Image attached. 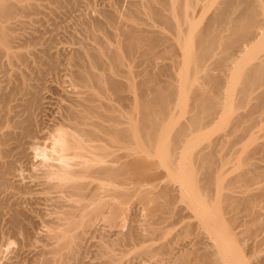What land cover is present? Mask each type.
<instances>
[{
    "label": "bare ground",
    "instance_id": "6f19581e",
    "mask_svg": "<svg viewBox=\"0 0 264 264\" xmlns=\"http://www.w3.org/2000/svg\"><path fill=\"white\" fill-rule=\"evenodd\" d=\"M28 1L29 0H0V189L9 187L8 185L11 183L9 182L11 177L16 176L15 179L19 177V173L17 174L16 172L18 170L17 168H20V163H23L25 159L30 160L29 155L33 153V158L31 157V159H33V168L31 167L33 169L32 177L34 178L32 179L34 182L32 186V199L30 198L32 190H29L30 193H28L29 191L27 192L29 195L28 198L33 200V209L31 208V211H33V213H35V211L37 213L38 211L36 206L34 207V204L38 205V209H42L41 206V208L39 207L42 203L46 204V209L49 206L51 207L47 209V213L45 210L44 213L46 215H43V218L39 217L44 219L46 225L50 226V230L52 227H55L53 228L54 231L49 234V238L47 239L54 240L58 244L57 247H53L54 249L52 250L51 256H44L40 261L38 260L37 263L62 264L63 259H65L63 256L64 252L66 253L67 251L68 254L80 249L84 233L96 227L98 222H103L104 226H109L110 228L124 226L123 223L126 224V221H128L127 219L130 217H128V214L132 206L131 203H133L130 202L133 196L137 197L138 195L141 197L140 200L145 202V205L149 202L151 203L153 200H157L158 203V199L167 197L170 200L165 198L167 201L160 202L155 210L151 209L150 213L154 216L157 215L158 211H160V213L168 212L167 210L173 209L170 207L172 201L175 203V201L177 202L176 199H179V196H175L176 199H174V196H171L174 189L176 190L178 187L180 192H177L180 193L181 200L184 199L188 207H192L191 209L194 211L193 214L196 212L194 215L195 218H200V224L197 226L203 227V230H205L207 234L209 233L208 236L210 235L212 238L211 240L214 239V243H210L205 249L202 248L204 246L201 247L202 249L198 246L197 249H194L195 251L193 250L189 254L186 252L187 255L183 254V256L182 254H180L181 256H177L178 253L176 254L174 250V252H171L165 247H163V249L158 247V250L165 255L166 261L169 260V264H171L170 261L172 260L174 262L177 260L175 262L176 264H247V260H244L246 258H242L244 255V253H241L243 249L241 248L240 252V247L238 249L236 243L234 244L233 240H231L233 239L231 237L233 235L230 234V227L228 229L225 228L227 230L221 228V225L223 224L224 226L226 222V219L223 217L225 212L222 215V212L219 213L218 211H221L220 205L223 203L225 204L223 205L224 211L226 210L227 212V209H229L228 211H232L235 202L238 204L240 200L235 197L236 194L233 195V193L237 191L234 185L238 187L240 183H243V186H245L246 182L244 183V181L249 183L250 179L255 180L256 177H259V179L261 177L264 180V170H259L260 163L254 164L247 159L249 158L250 152H248L247 149L245 153L248 152V157L246 156L247 154L245 155V153H243L242 158H245V156L247 158H245V160L241 159L245 161V164L244 161H242L243 163L240 161L245 167L242 166L241 173L239 172V175H236V180L238 182L240 181L239 185L237 186V182L234 179L235 182L231 180L232 177L229 179V182H225L223 173L227 170L221 173L222 169H220V167L223 168V164L225 165L226 160L224 161V159H226L225 157L227 155L223 158L220 152L221 149H219L218 146V148L216 147V145H218L215 143L217 139L211 140L209 137L206 139L205 136V138L203 137L202 139L201 136L203 134H199L201 135V141L200 138L198 139L199 136L197 132L203 130L205 126L209 127L207 125H211V123H214L217 119L218 116L216 117V115L224 111L226 100L229 95L227 94L228 91H230V94L231 91H237L238 96H235L238 102L236 103L237 106L239 104V106L245 105L249 107V112L247 114H239L237 117L234 116V118L236 117V121L235 119H232V121L234 120L236 124L235 122L233 123L234 126L231 128L232 130L229 128L231 132H228V135H230V133L232 135V133L238 132V129H242L243 132L240 131L241 134L239 135L245 136L253 126V128H255L258 124V118H256L255 113L261 108H264V90H260V87L264 84V55L258 57V60L253 61L252 58L255 55L250 52L253 49H250L255 45H259V47L256 48L260 50L264 49L263 0H222V3H219V6H217L214 11V14L212 13L213 15H210L211 17L209 16L208 23L204 24V26L201 25L200 28L198 25L199 22L194 20V18L198 20L197 13L195 14L194 12L195 17L192 14V9L194 10L195 6H198V3L201 2L200 0H129L131 4H134L130 7L133 8V10L131 9L133 11L131 12L132 14L127 16L130 17L131 15L130 19L134 20L132 21L134 23L131 22L133 24L131 25L132 27H129L130 23L123 28L122 26L125 25L123 22V25H121L122 29H120L121 27L118 23L120 28L116 30L121 31H118L116 35H121L117 36V39L122 36L124 38L121 37L120 39H124V41H121L123 43H119L120 39L116 40L121 46L118 45L119 47H115L116 49H111V44L109 45V43L103 42L104 44L101 43L102 45H100V43L98 44V37L100 35L97 33L98 36L95 30H91L95 33L94 37H97L96 39L94 37L91 38L94 34L89 33L90 29L87 26L89 29L87 33L92 34L91 36L89 35V38H94V40L98 39V41H95L97 42L96 45H92L93 43L91 42V44L85 42L87 46L82 42L85 39H82L79 43H84L83 45L86 46L74 47L75 51L69 56L68 62L66 61L67 63L63 61V56H59L57 53H54L57 56H53V53L49 55L48 52L51 46L48 48V45L46 47L45 44H43V48L45 47L49 50L46 52V49L41 48L43 50L42 52V50L39 49L42 52L41 54L40 52L38 53V50L37 52L33 50L34 52H31L30 55L26 54L28 51L25 54L21 52L22 50L19 51V47L15 44L16 42H14V39L16 38L15 40H17L19 37L17 34H14L16 30L14 29L15 25H13V22L21 12V7L24 9V4L22 6L20 3H26ZM56 1L61 2V0ZM206 1H208L207 4L203 5L204 7L202 6L204 9L207 7L209 8L210 3H215V0ZM32 7L33 5L30 6L33 10L36 8ZM26 9L28 13H31L29 12V7ZM201 13L202 12H200V14ZM203 13L204 15L205 13L207 14L205 11H203ZM116 14L108 15L107 19L112 23ZM144 14L147 16L146 19H151H149V23H147L148 19L145 21L150 27L146 26L145 23H141L145 20ZM201 16H203V14ZM130 19L129 21H131ZM116 21L118 22V20ZM157 22L159 25L161 23V26L166 28L163 27L160 30ZM140 23L142 27H140ZM155 23L157 24V27H155L156 31L155 29H151V27L156 26ZM143 25L145 28H143ZM166 29L170 31V38H168L169 36L167 37L168 31H166ZM159 30H163L167 35L162 31V34L165 35L162 37V35L159 34L160 32H157ZM171 30L173 31L172 37L174 36V38L171 37ZM52 32L51 30V33ZM15 35L17 37H15ZM23 37L24 36H22V38ZM163 38H168L167 40L164 39V42L167 41V43H163ZM169 41L170 43H168ZM44 42L45 41H43V43ZM160 43L163 44L161 47ZM107 44L109 46H107ZM162 47L163 51L165 48V52L160 51V53L162 52V56L163 53H166V55L168 54L166 50H169L170 54L173 50L171 48H176V52L177 48L182 50H179L180 52L178 51L177 54L174 51L172 53L176 55H173L174 60H171L173 63H170L175 69L169 66L170 64L165 65L168 69L164 66L166 70H169L170 67L176 70V75L173 74L174 76L171 77H173L172 79L174 81L176 80V82L178 80L181 81L182 84L180 85L179 83V86H176L171 79H169L171 82H163L161 80L162 78L160 80L163 82H161L163 85L158 84V81H160L158 76H161V74H157L160 70L158 69V71H156L157 73L154 72V75H158L155 81L153 78L154 76H152L153 74L149 73L151 74L150 79H153V81H150L151 83L153 82V85H149L150 87L147 86V82L150 79L147 78L148 80H146L142 78L141 83H139L142 90L138 95L136 94L137 96H133L134 98H132L130 95L134 90L133 75L131 73L133 65L132 60L138 59L135 57L140 54L141 57H139L142 58L144 62L145 59H147L149 65V56H157L155 58L153 57V59H156L158 63V61L165 57V55L161 57L159 53V49L162 50ZM256 51L255 54L258 53L259 50L256 49ZM232 52L239 53L237 57L240 56V59L237 60V58H233ZM28 53H30V51ZM157 53H159L160 56ZM247 53H251V55ZM167 56L166 58H168ZM134 61L140 63V59ZM230 61L231 63H229ZM153 62H151L152 65L154 64ZM163 62L165 61L163 60ZM165 63L169 62L167 61ZM134 64L136 65L135 62ZM155 64L154 66L156 67L157 64ZM160 67H162V64ZM183 68L186 70L184 69V71H181ZM188 68L191 69L190 74L187 71ZM226 69L236 70V75L229 85H225L223 77H221L220 74L213 73L214 70L223 72ZM63 70H65V73H67L66 70L68 71L71 81H66L64 77L63 79L65 81L63 80L61 85L57 83V86L56 83H54L56 86L52 85L50 87L47 83L51 80L46 81L48 76L50 74H57L59 71L64 72ZM132 72L135 74V71ZM57 75L55 77H57ZM65 76L68 77L67 75ZM50 77L52 78L53 75H50L49 78ZM194 77L195 79L196 77H200L201 80L203 79V81H201L203 83L196 87L192 96V108L190 107L191 110H189V108V111H187V113L192 111L193 114L187 117V122H181L178 130L172 134L171 127L175 123H173L172 120L175 103L179 97L181 98L180 101H183V104L186 103L187 95L191 89V83ZM121 78L124 79L122 80ZM125 79L126 81H124ZM60 80L58 82H61ZM52 81H54V79H52ZM68 81H70L69 85H66ZM198 81L200 82V80ZM150 82L148 84H150ZM136 84V87H138V82H136ZM146 87H148V89ZM208 87L211 89L209 90ZM223 115L225 116L224 113ZM173 117L174 119L176 118L175 116ZM205 117L209 118H206V121L208 119L209 122L203 121ZM170 119L172 122L169 121ZM227 119L226 122L229 120ZM223 122H225V120ZM250 134V136H252L256 133ZM239 135L235 136L237 137L235 141H238L239 138L241 139ZM196 136L198 137L196 138ZM257 137L258 136L254 135V138ZM252 138H250L249 142H251ZM254 138L252 140H254ZM260 146H263L262 148L264 149L263 143ZM185 147L186 150L188 149L189 152L192 151L191 153H193L190 154L192 157L189 155L191 158L190 163L185 161L188 158L186 153L188 151L185 150ZM246 148L244 147V149ZM184 150L185 156L183 154ZM254 150L258 151L261 150V148ZM254 150H251L253 151L251 155L252 153L255 154L256 151L254 152ZM262 151L264 153V150ZM154 154L159 155L161 159L160 163L162 162L163 166L167 167L165 169L168 170V172L166 171L167 174L163 175L166 177V183L161 180L163 184L160 183V185L157 183L160 182L159 180L163 176H160L161 178L159 179L158 177L153 178L154 180H152L154 175H150V172L155 166H153L147 158H149V155L152 156ZM35 159L37 160L35 161ZM247 160H249V162H247ZM240 162L238 161L237 163ZM246 165L248 166L246 167ZM235 166H237V164ZM149 179L154 183L157 181L156 184L149 182ZM171 183H176V186L178 183L180 186H171ZM214 185L218 192L220 191V193L226 196L224 197L225 199L222 198V201L224 199L222 204L219 202L220 204L218 203V205L216 202L220 199L216 201L217 198L213 197ZM243 186L241 185L239 187ZM172 187L174 188L172 189ZM260 187L261 186H259L260 194L263 192L261 197H264V186L261 187L263 190ZM230 188L231 191H235L232 193L231 191L227 192V194L221 191ZM212 189L213 191H211ZM242 189L244 190V188ZM249 191L246 196L243 195L244 199L243 196L241 197V200L244 201L246 209L250 207L252 211L254 207L252 204L253 202L255 203V194H253V192L252 195L254 196H252L251 192L249 194ZM38 193L41 196H38ZM234 198H236L237 201L234 202ZM29 199L25 200L28 201ZM217 206L220 207V210H218ZM250 209H247V211ZM9 210L11 209L9 208ZM21 212L23 211H19L16 208H13L11 213L8 212L11 217L9 221L11 226L10 230L15 227L20 231L21 229L22 231L25 229L27 221L21 218L23 215ZM150 213L148 215H151ZM37 214H33V218H36L34 215L36 216ZM257 214L256 216H258ZM229 221H231V219ZM255 223L257 224V222ZM153 224L155 225L156 223L154 222ZM149 225L152 226L151 224ZM244 225L247 227L248 224ZM16 230L17 229H15V232ZM134 231L124 235L125 237L120 243H129L134 237H137L138 235L136 232L134 234L132 233ZM135 234L136 236H134ZM233 237L236 239V236ZM139 238L138 236L136 240H140V242H138L142 244V240ZM229 238L231 239L229 240ZM206 239L205 241H207ZM104 241H108V243L104 244L106 245L103 253L105 255V260L100 264H122L117 254H115L114 247L111 246L113 243L110 245L109 240ZM237 241L238 243L240 242V240ZM118 242L119 241H117V243ZM123 245L124 244H122V247ZM257 245L260 247L258 243ZM144 250L147 252L149 248L145 247ZM61 256H63V258ZM165 263L167 264V262Z\"/></svg>",
    "mask_w": 264,
    "mask_h": 264
},
{
    "label": "rangeland",
    "instance_id": "374dc122",
    "mask_svg": "<svg viewBox=\"0 0 264 264\" xmlns=\"http://www.w3.org/2000/svg\"><path fill=\"white\" fill-rule=\"evenodd\" d=\"M55 1V2H54ZM62 1H64V2H62ZM67 1V2H66ZM72 1V2H71ZM74 0H61V2H58V1H56V0H29L28 2H26V3H20V5H22L23 6V4H24V9H22L23 7H21V9H20V15L18 14V16H17V18L15 19V21L13 22V25H15V33L14 34H17V36L19 37L18 39L20 40H15L14 39V42H16L15 44H17V46L19 47V51H21L22 53H26L27 51L29 52L30 51V53H26L27 55L29 54H31V52H34L35 50H36V52H37V50H38V53L40 52V54L43 52V50L41 49V48H43V44H45V46L47 47V45H48V48L51 46V49H50V51L48 52V50L49 49H47V48H43V49H46V52H48L49 53V55L50 54H52L53 56H57V55H59V56H63V58L65 59V57H66V59L64 60L63 58V61L64 62H68V58H69V56H71V54H73L74 52L73 51H75L74 50V47H83V46H86L87 45V43H89V44H91V43H93L92 45H96V43L97 42H95V41H98V39H99V41H98V44L100 43V45H102V44H104L103 42H106V43H109V45L111 44V49H116L117 48V46L119 45V46H121L120 44H118L117 42V40H119L120 38H118L117 39V36H120L121 34H119V35H116V33H118V31L119 30H116V29H119L120 27H121V25H123V22H124V24L125 25H123L122 27L124 28V26L126 27V25L128 26L132 21H134V20H132V19H130L131 18V15H130V17H128L127 15H129V14H132L131 12H133L132 10H133V8H130L131 6H132V4H134V3H130L129 2V0H75L74 2H73ZM116 1V2H115ZM201 2H199L198 3V6L196 5L195 6V8H194V10L192 9V11H190V12H192V14H193V16L195 17V14L197 15V17H198V20H199V17H200V20L198 21L197 20V18H194V20L196 21V22H199L198 23V25H199V28H200V26L201 25H203L204 26V24H207L208 23V21H209V16L210 15H213L214 14V11L216 10V8H217V6H219V3H222V0H215V3L213 2V3H210V7L207 9H204V8H202V6L203 5H206L207 4V2L208 1H202V0H200ZM70 3V4H69ZM30 4V5H29ZM201 4V5H200ZM263 4H264V0H263ZM25 5H26V8L27 7H29V12H31V13H28V11H26V10H28V9H26L25 8ZM31 5H33V7L32 8H34V7H36V8H34V10L33 9H31L30 8V6ZM133 7H134V5H133ZM200 7V8H199ZM204 7V6H203ZM46 8V9H45ZM54 8V9H53ZM135 8V7H134ZM201 8H202V10L203 11H205V12H207V14L205 13V15H204V13H203V11L201 10ZM26 9V10H25ZM37 9V10H36ZM132 9V10H131ZM210 9V10H209ZM23 10V11H22ZM33 10V11H32ZM113 10V11H112ZM208 10V11H207ZM27 13H26V12ZM198 11V12H197ZM128 12V13H127ZM194 12H195V14H194ZM200 12H202L201 14H200ZM22 13V14H21ZM24 13V14H23ZM34 13V14H33ZM38 13V14H37ZM61 13V14H60ZM102 13V14H101ZM109 13V14H108ZM117 13V14H116ZM213 13V14H212ZM30 14V15H29ZM76 14V15H75ZM111 14H116L115 15V19L116 20H118V22L114 19V21L111 23V21L109 20V19H107L108 18V15L110 16ZM203 14V16H201ZM26 15V16H25ZM145 15V14H144ZM76 16V17H75ZM120 16V17H119ZM37 17V18H36ZM99 17V18H98ZM141 17H142V15H141ZM145 17V20L143 21V22H141L142 24L143 23H145V25L146 26H148V27H150L149 25H147L146 24V20H147V23H149V21L151 20L150 18H147L146 19V15L144 16ZM207 17H208V19H207ZM211 17V16H210ZM32 18V19H31ZM86 18V19H85ZM92 18V19H91ZM118 18V19H117ZM143 18V17H142ZM202 18V19H201ZM204 18V19H203ZM26 19V20H25ZM53 19V20H52ZM96 19V20H95ZM129 19L131 20V21H129ZM144 19V18H143ZM150 19V20H149ZM49 20H51V21H49ZM74 20V21H73ZM94 20V21H93ZM122 20V21H121ZM201 20H203V21H201ZM206 20V21H205ZM23 21V22H22ZM63 21V22H62ZM85 21V22H84ZM90 21V22H89ZM98 21V22H97ZM108 21V22H107ZM110 21V22H109ZM35 22H36V24H35ZM80 22V23H79ZM88 22V23H87ZM95 22H96V24H95ZM114 22H116V23H114ZM203 22V23H202ZM204 22H206V23H204ZM17 25H16V24ZM98 23H99V25H98ZM100 23H101V25H100ZM118 23H119V25H120V27H119V25H118ZM121 23V24H120ZM132 23H134V22H132ZM130 24L129 25V27H132L131 25H133V24ZM141 23L139 24V25H141ZM200 23H202V24H200ZM85 24V25H84ZM88 24V25H87ZM110 24V25H109ZM157 24H158V22H157ZM157 24L155 23V25L156 26H154V27H151V29H155V31H156V28L155 27H157ZM22 25V26H21ZM50 25V26H49ZM83 25V26H82ZM97 27H96V26ZM135 25V24H134ZM159 25V24H158ZM20 26V27H19ZM26 26V27H25ZM86 26V27H85ZM87 26H88V28L90 29V31L91 30H95V33L99 36V37H101V38H99L98 37V39L97 40H94V38L96 39L97 37H94L95 36V33H93V31H89V33H93L94 35L93 36H91L92 34H89V33H87L88 31L87 30H89L88 28H87ZM102 26V27H101ZM111 26V27H110ZM144 26V25H143ZM202 26V27H203ZM59 27V28H58ZM92 27H94V28H92ZM97 29H96V28ZM99 27V28H98ZM105 27V28H104ZM122 27L120 28V29H122ZM140 27H142V25L140 26ZM158 27H160V30L164 27V26H161V23H160V25L158 26ZM101 28V29H100ZM104 28V29H103ZM112 28V29H111ZM128 28V27H127ZM143 28H145V26L143 27ZM147 28V27H146ZM164 28H166V27H164ZM148 29H150V28H148ZM39 30V31H38ZM51 30L53 31L52 33H51ZM158 30V29H157ZM157 31L159 34H161L162 35V37H163V35L164 34H166V33H164V31H163V33L164 34H162V31ZM46 31V32H45ZM117 31V32H116ZM121 31V30H120ZM119 31V32H120ZM166 31H168V35H167V37L170 35V31H169V29H166ZM165 31V32H166ZM17 32V33H16ZM21 32H23V33H21ZM25 32V33H24ZM42 33V34H41ZM173 33V31L171 30V37H172V34ZM19 34V35H18ZM44 34V35H43ZM42 35V36H41ZM91 36V38L92 37H94L93 39H91V38H89L90 36ZM16 35H15V37H17ZM22 36H24L23 38H22ZM82 36V37H81ZM115 36V37H114ZM165 36V35H164ZM29 37V38H28ZM34 37V38H33ZM37 37V38H36ZM41 39H40V38ZM27 39V41H26V39ZM31 38V39H30ZM47 38V39H46ZM80 38V39H79ZM122 38H124V37H122ZM168 38H170V36L168 37ZM167 38V39H168ZM172 38H174V36L172 37ZM36 39V40H35ZM64 41H63V40ZM70 39V40H69ZM82 39L84 40V41H82ZM89 39V40H88ZM112 39V40H111ZM117 39V40H116ZM164 39H166V38H163V43H167V41L166 42H164L165 40ZM166 39V40H167ZM29 40H30V42H29ZM32 40V41H31ZM33 40H34V42H33ZM53 40V41H52ZM74 40V41H73ZM110 40V41H109ZM115 40V41H114ZM170 41H171V39H169ZM173 40V39H172ZM17 41H18V43H17ZM36 41H38V42H36ZM43 41H45L44 43H43ZM87 42V43H85L86 45H83L84 43H79V42ZM121 41H124V39L122 40V39H120V41H119V43L121 42ZM170 41L168 42V43H170ZM20 42V43H19ZM91 42V43H90ZM95 42V43H94ZM171 42H173V41H171ZM23 45H22V44ZM37 43V44H36ZM102 43V44H101ZM106 43H105V45H106ZM121 43H123V42H121ZM174 43V42H173ZM33 44H35V45H33ZM52 44V45H51ZM80 44H81V46H80ZM116 44V45H115ZM172 44V43H171ZM170 44V45H171ZM91 45V46H92ZM100 45H98V46H100ZM108 44H107V46H109ZM163 44L162 43H160V47L162 46ZM167 45V44H166ZM88 46V45H87ZM90 46V45H89ZM118 46V47H119ZM164 46H165V44H164ZM163 46V47H164ZM20 47H22V48H20ZM76 47V48H77ZM114 47V48H113ZM116 47V48H115ZM163 47H162V50L161 49H159V53H160V51H162V52H165V48H164V51H163ZM172 47V46H171ZM256 47H259V45H255V46H253V48H251L250 50H252V51H250L252 54H254L255 56L252 58L253 59V61H255V60H258V57H261V56H263L264 55V49H262V50H260L259 48H256ZM264 47V46H263ZM35 48V49H34ZM38 48V49H37ZM39 49H41L42 50V52L39 50ZM170 49V48H169ZM171 49H173L172 50V52L169 54V50L167 51L166 50V52L168 53L167 55H166V53L164 54L163 53V56L165 55V57H164V61L165 62H169V63H165V62H163V60L161 59V57H163L162 56V52L160 53L161 54V57H160V61H158V63H157V60L156 59H153V57L155 58V57H157V56H149L150 58H152V59H148V60H150V65H149V63H148V61H147V59H145V62H144V60H142V58H140L141 56H140V54L138 55V56H136L135 58H138V59H134V60H139L140 59V63L138 62H136V61H134V60H132L133 62V65H132V68H131V73H132V75H133V77H132V80H133V82H134V90L131 92V96H132V98H134L133 96H137L140 92H141V90H142V87L139 85V83H141V79L142 78H144V79H146V80H148V79H150V77H151V74H149V73H152L153 75L152 76H154L153 78H154V81H155V78H158L159 80L161 79L163 82L164 81H168V82H171V81H173L174 82V84L177 86L179 83H180V85L182 84L181 83V81H177L176 82V80L174 81L172 78L173 77H171V76H174L173 74H175L176 75V70H174L175 69V67L174 66H172L171 65V63H173V61H171L173 58H174V56L177 54V52L179 51V50H181V49H178L177 48V52H176V48H171ZM170 49V50H171ZM175 49V50H174ZM256 49L257 50H259L258 51V53H256L255 54V52H257L256 51ZM34 50V51H33ZM45 51V50H44ZM173 51L176 53V54H172L173 53ZM182 51V50H181ZM51 52V53H50ZM72 52V53H71ZM180 52V51H179ZM54 53H57V55L56 54H54ZM159 53H157L158 55H159ZM251 53H249L250 55H251ZM248 54V53H247ZM248 54V55H249ZM174 55V56H173ZM239 55V53H235V52H232V56H233V58H237V60L238 59H240V56L239 57H237ZM58 56V57H59ZM140 56V57H139ZM160 56V55H159ZM166 56L168 57V58H166ZM173 56V57H172ZM247 56V55H246ZM249 57V56H248ZM257 58V59H256ZM144 59V58H143ZM142 60V61H141ZM151 60H153V61H151ZM156 60V61H155ZM174 60V59H173ZM66 62V63H67ZM134 62L136 63V65L134 64ZM142 62V63H141ZM147 62V63H146ZM151 62H153L154 64H155V62H156V64H157V66L155 67L154 66V64L152 65V63ZM160 62H162V63H160ZM171 62V63H170ZM164 63V64H163ZM229 63H231V61L229 62ZM138 64H139V66H138ZM141 64V65H140ZM155 64V65H156ZM159 64V65H158ZM161 64H162V67H163V69H162V67H160L161 66ZM166 64H170L169 66H171V67H174V69H172L171 67L169 68V70H166V68L168 69V67H166L165 65ZM135 65V66H134ZM234 65V64H233ZM66 66H67V64H66ZM144 66V67H143ZM149 66V67H148ZM154 66V67H153ZM164 66L166 67V68H164ZM168 66V65H167ZM134 68V69H133ZM158 69H160L159 70V73H157L156 71H158ZM184 69L185 68H183L181 71H184ZM162 70V71H161ZM186 70V69H185ZM218 70V69H217ZM64 72H62V71H59L58 73L57 72H55V73H57V74H50L51 76L53 75V77L51 78H49V76H48V79H46V81L47 80H51V81H49L47 84H49L50 85V87L52 86V85H55L54 83H56V85H57V83H60V85L62 84V81L64 80L63 78L65 77V80L67 81V80H70L71 79V77H69L70 76V74H68V71L66 70V72L67 73H65V70H63ZM132 71H135V74H134V72H132ZM161 71V72H160ZM187 71H188V73L190 74L191 73V69H187ZM235 69H233V70H229V69H226V70H224L223 72H218V71H216V70H214V72L213 73H216V74H220L221 75V77H223V82H225V85H229V83H231L233 80L232 79H234L233 77H235V75H236V73H235ZM70 72V71H69ZM154 72L155 73H157V74H161V76H156V75H154ZM54 73V72H53ZM148 74V75H147ZM57 75V77H55ZM65 75H67L68 77H66ZM136 76V77H135ZM149 76V77H148ZM56 79H55V78ZM60 77V78H59ZM70 78V79H69ZM148 78V79H147ZM199 78V79H198ZM52 79H54V81H52ZM61 81V82H58L59 80ZM122 80L124 79V78H121ZM143 79V80H144ZM169 79H171V81H169ZM56 80H58V81H56ZM64 80V81H65ZM137 80V81H136ZM140 80V81H139ZM146 80H145V82H146ZM158 81V84H160V85H163V84H161V82L162 81ZM198 80H200V82L198 81ZM71 81V80H70ZM70 81H68V84H66V85H69V82ZM124 81H126V79L124 80ZM150 81H153V79H150L148 82H147V86H152L153 84V82L151 83ZM201 81H203V79L201 80L200 79V77H196V79H195V77H194V79H193V81H192V83H191V89H190V91H189V93H188V95H187V101H186V103H182L183 101H180L181 100V98L179 97V99H177V102L175 103V108H174V112H173V116H175L176 118V121H175V119H174V117L172 116V120H173V123H174V125H172V129H171V131H172V134L173 133H175L177 130H178V128H179V125L181 124V122L183 123V121H186V119L188 120V116H190V115H192L193 114V112L190 114V113H187V111H189V110H191V103L193 102L192 100H193V98H192V96H193V93H194V91H195V89H196V87L197 86H200V84H202L203 82H201ZM136 82H138V87H136ZM144 82V81H143ZM142 82V83H143ZM150 82V84H148ZM157 82V81H156ZM160 82V83H159ZM162 82V83H163ZM165 82V83H166ZM64 83H67V82H64ZM63 83V84H64ZM164 83V84H165ZM198 83V84H197ZM152 84V85H151ZM154 84H155V82H154ZM157 84V83H156ZM55 85V86H56ZM59 85V86H60ZM54 86V87H55ZM58 86V85H57ZM149 86V87H150ZM179 86V85H178ZM147 89H148V87H146ZM208 89L210 90L211 88L210 87H208ZM264 90V84L260 87V90ZM150 91V90H149ZM230 91H228V93L227 94H229L228 95V97H227V100H226V107L224 108V111L223 112H221V113H219V114H215L216 115V117H217V119L214 121V123H211V125L209 124V125H207V126H209V127H206L205 126V128L203 129V130H201V131H199V132H197L198 133V136H196V138L198 137V139L200 138V136H201V138L203 139V137L205 136L206 137V139H208V137L211 139V140H216L215 141V143H217L218 145H216V147L218 146L219 147V149H221L220 150V152H221V154L223 155V158H224V156L225 155H227L225 158L226 159H224V161L226 160V163H225V165L223 164V168H221L220 167V169H222L221 170V173L223 172V171H226L225 173H223L224 174V176L225 177H223L224 178V181L226 182H229V179H231V177H232V181H236L237 182V186L239 185V183H240V181L238 182L236 179H237V176L236 175H239V172L241 173V167L243 166V167H245V158H247L248 157V152H249V158H247V159H249L250 160V162L252 161L254 164L255 163H260L259 164V170H261V171H263L264 170V153H263V151L262 150H264L260 145L263 143V145H264V108H261L260 110H258V111H256V113H255V116H256V118H258L257 119V121H258V124L255 126V128H251L247 133H246V135L243 137L242 135H239V134H241V132L240 131H242V129H238V132L236 131V133H232V135H231V133H230V135H228V132H231V131H229V128L231 129L232 128V126H234L233 125V123L236 121V117L240 114H242V115H245V113L247 114L248 112H249V107L248 106H239V104H238V106H237V104L236 103H238L237 102V99H236V95L238 96V93H237V91H231V94L229 93ZM232 92H233V94H232ZM137 94V95H136ZM232 95V96H231ZM130 96V97H131ZM232 97V98H231ZM135 98H137V97H135ZM192 98V99H191ZM191 107V108H190ZM190 108V109H189ZM189 109V110H188ZM186 111V112H185ZM246 111V112H245ZM223 113L225 114V116L223 115ZM259 113V114H258ZM170 116V117H171ZM227 116V117H226ZM234 116H236L235 118H234ZM169 117V118H170ZM226 117V118H225ZM230 117V118H229ZM260 117V118H259ZM263 117V118H262ZM206 118H208V117H205L204 119H203V121H206ZM229 120H228V119ZM209 119V118H208ZM208 119H207V121L206 122H209L208 121ZM225 120V122H223L224 120ZM226 119L228 120L227 122H226ZM232 119H235V121L233 120L232 121ZM169 121H171V119L169 120ZM232 121V122H231ZM260 121V122H259ZM172 122V121H171ZM187 122V121H186ZM247 123V122H246ZM245 123V124H246ZM208 124V123H207ZM235 124H236V122H235ZM258 125H259V127H258ZM262 127H261V126ZM232 130V129H231ZM260 130V131H259ZM252 131V132H251ZM201 132V133H200ZM243 132V131H242ZM196 133V134H197ZM238 133V134H237ZM250 133H256V134H253L252 136H250L251 134ZM262 133V134H261ZM199 134H201V135H199ZM236 134V135H235ZM242 134H244V133H242ZM237 135H239V136H241V139L239 140L238 139V141L236 140L235 141V138H237V137H235V136H237ZM248 135V136H247ZM254 135H256V136H258L257 138H254ZM204 137V138H205ZM243 137V138H242ZM254 138V140H252L253 138ZM201 138H200V140H201ZM212 138H214V139H212ZM221 138V139H220ZM223 138V139H222ZM227 138V139H226ZM250 138H252L251 139V142H249V140H250ZM202 141V140H201ZM225 141V142H224ZM240 141V142H239ZM244 142V143H243ZM246 143H248V144H246ZM244 144H246V145H244ZM255 144V145H254ZM258 144V145H257ZM200 145H201V143H200ZM217 147V148H218ZM243 147V148H242ZM244 147L246 148V147H248V148H246V149H244ZM258 147V148H257ZM259 148H261V150H258ZM242 149V150H241ZM247 149H248V152L247 153H245L246 151H247ZM254 150V149H257L258 151H256V150H254V152H255V154L254 153H252V155H251V152H253V151H251V150ZM185 150H186V147H185ZM185 150L183 151L184 153V156H185ZM186 151H188L189 152V150L187 149ZM242 151V152H241ZM186 152L187 153V160H185L187 163H190V157H192V155H190V154H193V153H191V152ZM194 152V151H193ZM223 152V153H222ZM260 152V153H259ZM243 153H245V155L247 156H245V158H242L243 157ZM189 155H190V157H189ZM240 155V156H239ZM242 155V156H241ZM250 155H251V157H250ZM29 157H30V160L29 159H25V161H23V163H20V165H19V167L21 168V170H20V168H17L18 170L16 171L17 172V174H18V178H16L15 179V177L16 176H14V177H11V179H10V181L9 182H11L10 183V185H8L9 187H4L3 189L1 188L0 189V264H38L37 262H38V260L40 261L41 260V258H43L44 256H51L52 255V250L55 248V247H57L58 246V244H57V242H55L54 240H51V239H47V238H49V234H51L52 233V231H54V229L53 228H55V227H52L51 228V230H50V226H48V225H46V223H44V219H41L40 217H42L43 215H46L44 212H45V210H46V213H47V209H49V207H47V209H46V204H40L39 205V207L41 206L42 207V209H38V205H36V204H34V207L36 206V209L38 210L37 211V213L39 214H37L36 213V211H35V213H33V211H31L32 209H33V200H31L32 198H33V180L32 179H34L32 176H33V159H31V157L33 158V153H30V155H29ZM149 158H147V159H149V162L150 163H152L153 164V166H155L153 169H152V171L150 172L151 174L150 175H154V177H152V180H154L153 178H157L158 177V179L159 178H161L164 174L166 175L167 173H166V171L168 172V170L167 169H165V168H167L166 166H163V163L161 162L160 163V161H161V159H160V157H159V155L158 154H154V155H149L148 156ZM228 157V158H227ZM240 159H239V158ZM256 159H255V158ZM259 158V159H258ZM241 159H244V160H241ZM254 159V160H253ZM37 159H35V161H36ZM249 160H247V162H249ZM152 161V162H151ZM159 163H158V162ZM224 161H223V163H224ZM242 162V161H244V164L242 165V163L240 164V163H237V162ZM255 161V162H254ZM25 162V163H24ZM28 162V163H27ZM155 162V163H154ZM251 162V163H252ZM23 164H24V166H23ZM237 164V166H235ZM156 165H157V168H156ZM26 166V167H25ZM229 166V167H228ZM248 165H246V167H247ZM24 167V168H23ZM32 167V168H31ZM162 169V170H161ZM21 171V173H20V171ZM24 170H25V172H24ZM154 171H155V173H154ZM153 172V173H152ZM158 172V173H157ZM161 172V173H160ZM165 172V173H164ZM22 173H24V174H22ZM227 173V174H226ZM32 174V175H31ZM162 174V175H161ZM252 174V173H251ZM159 175V176H158ZM156 176V177H155ZM161 176V177H160ZM236 176V177H235ZM26 177V178H25ZM165 176H163L159 181V183H157V184H159L160 185V183H161V180H162V182H165L166 181V177L164 178ZM235 177V178H234ZM28 178V179H27ZM31 178V179H30ZM257 178V179H256ZM255 178V180H252V179H250V181H249V183L247 182V181H244V183H245V186H243L244 184L242 183H240V185L239 186H243V187H236V185H234L235 187V189L237 188V191H235V190H233V191H231V188L230 189H225L224 191L223 190H221L222 192H226V194H227V192H230L231 191V193L232 192H234L235 191V193H233V195H235V197L236 198H238V199H240L241 200V197L243 196V195H247V193H248V191H249V194H250V192H251V195H252V193L253 194H255V203L253 202V204H252V206H254L253 208H252V206H251V208H252V211H251V209H250V207L249 208H247V209H250V210H248L247 211V209H246V205L244 204V201H240L239 200V203L237 204L235 201H237L236 200V198H234L235 200H234V202H235V206H234V208H232V211L230 210V211H228L229 209H227V212L228 213H230V214H228L227 212H226V210L224 211L223 210V205H225L223 202H224V197H226V196H224V194L223 193H220V191L218 192L217 191V188H216V186L214 187V191H213V189L211 190V191H213V193L212 194H214V196L213 197H216L215 199H216V201H218L219 199V201L218 202H216L217 204L220 202L222 205H220L221 206V208L219 207V206H217V208H218V210H220L221 209V211H218L219 213H221L222 212V215H223V213L225 212V214H224V218L226 219L223 223L225 224L224 226H223V224L221 225L222 227L221 228H223V229H225V228H229L230 227V230L229 231H231L230 232V234L231 235H233V236H236V239L233 237V236H231L233 239H231V238H229V240L231 239V240H233V243L235 244L236 243V245L238 246V249H239V247H240V252H241V248L243 249V252H241L242 254L244 253V255L242 256V258L243 257H245L246 259H244L245 261H246V263L247 264H263L264 263V197H263V200H262V197H261V194L263 193V192H261V194H260V189H259V186H261V187H263L264 185H263V183H264V180L260 177V179H259V177H256ZM157 179V180H158ZM227 179V180H226ZM234 179V180H233ZM263 181H262V180ZM13 180V181H12ZM32 180V181H31ZM259 180H261V181H259ZM18 181V182H17ZM155 181H156V179H155ZM234 181V182H235ZM253 181V182H252ZM25 182V183H24ZM29 182V183H28ZM149 182H151V179H149ZM153 182V181H152ZM151 182V183H152ZM157 182V181H156ZM156 182L154 183V184H156ZM243 182V181H242ZM253 184H252V183ZM259 182V183H258ZM18 183V184H17ZM150 183V184H151ZM166 183V182H165ZM14 184V185H13ZM22 184V185H21ZM149 184V185H150ZM161 184H163V183H161ZM233 184H235V183H233ZM250 184H252V185H250ZM261 184V185H260ZM17 185V186H16ZM176 186V183H171V186ZM258 185V186H257ZM263 185V186H262ZM27 186V187H26ZM177 186H180L178 183H177ZM176 186V187H177ZM12 187V188H11ZM19 187V188H18ZM24 187V188H23ZM164 187V186H163ZM162 187V188H163ZM247 187V188H246ZM260 187V188H261ZM174 187H172V189H173ZM178 188V187H177ZM176 188V190L174 189V194L172 195L171 194V196H179V199H176V197L174 198V199H176L177 200V202L175 201V203L172 201V204H171V206L170 207H172L173 209H171L172 210V213H171V210H167L168 212H162V213H160V211H158L157 212V215H154V216H152L153 214H151L150 212H151V209H156V207H157V205H159V203L160 202H165V201H167V199L168 200H170L169 198H167V197H165V198H167V199H165V198H161V199H158L159 200V202L157 203V200H153V201H151V203L149 202L147 205H145L144 203L145 202H142L140 199H141V197H139L138 195H137V197H139V198H137L136 196L134 197H132L131 199H132V201H130V202H133V203H131V208H130V215L128 214V221H126V224L125 223H123L124 224V226H117V227H114V228H110L109 226H104V224H103V222L101 223H99L98 222V224L96 225V227H94V228H92V229H89L87 232H85L84 233V235H83V241H82V245H81V247H80V249H78V250H76V251H74L73 253L72 252H70V253H68L67 254V251H66V253L64 252V254H63V256L65 257V259H63V262H62V264H100V263H102L104 260H105V255L103 254L104 253V248H105V246L106 245H104L105 243H108V241H104V240H109V242H110V245L112 246V247H114L113 249H114V251H115V254H117V256H118V258H119V260L121 261L120 263H122V264H166L165 262H167V264H169L168 262H169V260H168V258H167V260L168 261H166V259H165V255L164 254H162L161 253V251L160 250H158V247L161 249H163V247H165L166 249H168V251H175L176 252V254H177V256H181L180 254H182V256H183V254H185V255H187L186 254V252L189 254V253H191V251H193L194 249H197L198 248V246H199V248H201L202 246H204V247H202V248H204L205 249V247L207 248V246L208 245H210V243H214V239L213 240H211L212 238L210 237V235L208 236V234H207V232H205V230H203L204 228L203 227H201V226H197V225H199L200 223H199V221H200V218L199 217H196L195 218V214H196V212L193 214V212L194 211H192V207H188V205L186 204V202H185V200L183 201V200H181L182 198H180V193H178L177 191H179L180 189L178 188L177 189ZM242 188H244V190L242 189ZM251 188V189H250ZM32 190V192L30 193V191ZM160 189H161V187H160ZM262 190H263V188H261ZM2 190V191H1ZM6 190V191H5ZM22 190V191H21ZM30 190V191H29ZM247 190V191H246ZM258 190H259V192H258ZM29 191V192H28ZM246 191V192H245ZM21 192V193H20ZM25 194H24V193ZM30 193V198L31 199H29L28 197H29V195H28V193ZM180 192V191H179ZM215 192V193H214ZM243 192V193H242ZM230 193V194H231ZM177 194V195H176ZM257 194V195H256ZM258 194H260V195H258ZM19 195V196H18ZM26 196V197H24V196ZM28 195V196H27ZM32 195V196H31ZM38 196L40 195L39 193L37 194ZM133 195H136V194H133ZM22 196V197H21ZM41 196V195H40ZM252 196H254V195H252ZM259 196V197H258ZM4 197V198H3ZM170 197V196H169ZM258 197V202H257V200H256V198ZM6 198V199H5ZM222 198H224L223 199V201H222ZM9 199V200H8ZM23 199V200H22ZM27 199H29L28 201H30V202H28V201H26ZM243 199H244V196H243ZM261 199V200H260ZM160 200H162V201H160ZM1 201H2V203H1ZM22 201V202H21ZM26 201V202H25ZM4 202V203H3ZM6 202V203H5ZM140 202V203H139ZM136 203V204H135ZM219 203V204H220ZM257 203V204H256ZM259 203V204H258ZM262 203V204H261ZM218 204V205H219ZM237 204V205H236ZM244 204V205H243ZM257 206H256V205ZM5 205V206H4ZM42 205H44V206H42ZM144 205H145V207H144ZM149 205V206H148ZM263 205V206H262ZM31 206V207H30ZM136 206V207H135ZM138 206V207H137ZM181 206V207H180ZM245 206V207H244ZM40 207V208H41ZM263 207V208H262ZM9 208L11 209V210H9ZM13 208H16V209H18L19 211L21 210V211H23V212H21L22 214V216H21V218H23V220L25 219V221H27L26 222V227H25V229L22 231V229H21V231L18 229V228H12L11 230H10V228H11V226H10V223H9V221H10V214H8V212L9 213H11L12 212V209ZM27 209V210H25V209ZM32 208V209H31ZM44 208V209H43ZM51 208V207H50ZM144 208H147V209H144ZM220 208V209H219ZM224 209H225V206H224ZM234 209V210H233ZM258 209V210H257ZM260 209V210H259ZM8 210V211H7ZM15 210V209H14ZM41 210V211H40ZM149 210V211H148ZM181 210V211H180ZM11 211V212H10ZM26 211V212H25ZM50 211V210H49ZM48 211V212H49ZM146 211V212H145ZM246 211H247V213H246ZM256 211V212H255ZM250 214H249V213ZM258 215V216H256V214ZM260 212V213H259ZM134 213V214H133ZM151 214V215H148V214ZM164 213H166V214H164ZM169 213V214H168ZM251 213H252V215H251ZM254 213V214H253ZM263 213V214H262ZM33 214H37L36 216L34 215V217H36V218H33ZM136 214V215H135ZM163 214V215H162ZM32 215V216H31ZM139 215V216H138ZM182 215V216H181ZM235 215V216H234ZM40 216V217H39ZM143 216V217H142ZM152 216V217H151ZM226 216H227V218H226ZM233 216V217H232ZM239 216V217H238ZM250 216V217H249ZM252 216V217H251ZM255 216V217H254ZM44 217V216H43ZM42 217V218H43ZM46 217V216H45ZM151 217V218H150ZM162 217V218H161ZM253 217H254V219H253ZM38 218H40V219H38ZM134 218V219H133ZM142 218V219H141ZM148 218V219H147ZM250 218V219H249ZM37 221H36V220ZM150 219H151V221H150ZM158 219V220H157ZM231 219V221H229V220ZM235 219V220H234ZM256 219H258V220H256ZM228 220V221H227ZM246 220V221H245ZM253 220H254V222H253ZM34 221V222H33ZM36 221V222H35ZM42 221H43V223H42ZM149 221H150V223H149ZM153 221V222H152ZM188 221V222H187ZM195 221H197V222H195ZM238 221V222H237ZM148 222V223H147ZM156 223L155 225L153 224V223ZM164 222V223H163ZM194 222V223H193ZM228 222V223H227ZM255 222H257V224L255 223ZM261 224H260V223ZM34 223V224H33ZM133 223V224H132ZM145 223V224H144ZM148 225H147V224ZM159 225H158V224ZM197 223V224H196ZM253 223V224H252ZM259 223V224H258ZM29 224V225H28ZM39 224V225H38ZM46 226H45V225ZM103 224V225H102ZM122 224V225H123ZM129 224V225H128ZM131 224V225H130ZM142 224V225H141ZM149 224H151L152 226H150ZM188 224V225H187ZM244 224H248L247 225V227H246V225H244ZM9 225V226H8ZM100 225V226H99ZM168 225V226H167ZM251 225H252V227H251ZM28 226V227H27ZM130 226V227H129ZM137 226V227H136ZM261 226H262V229H261ZM100 227V228H99ZM150 227H151V230H150ZM157 227V228H156ZM162 227V228H161ZM193 229H192V228ZM245 227V228H244ZM251 227V228H250ZM28 228V229H27ZM96 228V229H95ZM123 228V229H122ZM138 228V229H137ZM153 228V229H152ZM164 228V229H163ZM250 228V229H249ZM15 229H17L18 230V232H17V230H16V232H15ZM53 229V230H52ZM98 229V230H97ZM184 229H186V230H184ZM227 229H225V230H227ZM232 229V230H231ZM241 229V230H240ZM246 229V230H245ZM252 229V230H251ZM256 229H258V230H256ZM37 230V231H36ZM92 230V231H91ZM110 230V231H109ZM119 230V231H118ZM135 230V231H134ZM149 230V231H148ZM153 230H154V232H153ZM158 230V231H157ZM167 230V231H166ZM256 230V231H255ZM10 231V232H9ZM49 231H50V233H49ZM90 231V232H89ZM105 231V232H104ZM131 231H134V232H132L133 234L136 232V234L141 238V240H142V244L141 243H139L140 242V240H136V238H138V236L137 237H134V241L133 240H131L129 243L128 242H124V243H120L121 241H123V238L125 237L124 235H127V234H129V233H131ZM139 231H142V232H139ZM232 231H233V234H232ZM246 231V232H245ZM248 231V232H247ZM121 232V233H120ZM138 232H139V234H138ZM187 232V233H186ZM190 232V233H189ZM93 233V234H92ZM144 233V234H143ZM148 233V234H147ZM152 233V234H151ZM204 233V234H203ZM206 233V234H205ZM22 234V235H21ZM46 234V235H45ZM48 234V235H47ZM118 236H117V235ZM120 234V235H119ZM136 234L134 235V236H136ZM142 234V235H141ZM147 236H149V237H147ZM154 234V235H153ZM158 234H160V235H158ZM250 234V235H249ZM252 235V236H251ZM35 236V237H34ZM39 236V237H38ZM48 236V237H47ZM88 236V237H87ZM90 236V237H89ZM142 236V237H141ZM151 236V237H150ZM190 236V237H189ZM239 236H241V237H239ZM104 237V238H103ZM122 237V238H121ZM203 237V238H202ZM207 239H206V238ZM239 237V238H238ZM41 238V239H40ZM108 238V239H107ZM118 238H119V240H118ZM121 238V239H120ZM139 238V239H140ZM155 238V239H154ZM161 238V239H160ZM115 239H117V240H115ZM148 239V240H147ZM205 239L207 240V241H205ZM242 239V240H241ZM32 240V241H31ZM42 240V241H41ZM112 242H111V241ZM158 240V241H157ZM210 240V241H209ZM235 240H236V242H235ZM237 240H240V242L238 243V241ZM117 241H119L118 243H117ZM145 241V242H144ZM169 242H170V244H169ZM193 242V243H192ZM201 242H203V243H201ZM242 242V243H241ZM259 244V246L260 247H258V245H257V243ZM261 244H260V243ZM116 243V244H115ZM127 243V244H126ZM167 243V244H166ZM116 246H115V245ZM122 244H124L123 245V247H124V249H123V247H122ZM161 244V245H160ZM191 244H193V245H191ZM204 244V245H203ZM239 244V245H238ZM243 244V245H242ZM263 244V245H262ZM44 245V246H43ZM118 245V246H117ZM146 245V246H145ZM148 245V246H147ZM148 247L149 248V251H145L144 249H145V247ZM236 246V247H237ZM257 246V247H256ZM54 247V248H53ZM142 247V248H141ZM139 248V249H138ZM171 248V249H170ZM201 248V249H202ZM211 248V247H210ZM257 248V249H256ZM142 249H143V251H142ZM176 249V250H175ZM47 250V251H46ZM122 250V251H121ZM124 250V251H123ZM140 250V251H139ZM103 251V252H102ZM121 251V252H120ZM142 251V252H141ZM160 251V252H159ZM173 251V252H174ZM190 251V252H189ZM195 251V250H194ZM252 252V253H251ZM72 253V254H71ZM121 253V254H120ZM144 253V254H143ZM148 253V254H147ZM160 253V254H159ZM156 255V256H155ZM163 255V256H162ZM63 256H61L62 258H63ZM121 256V257H120ZM167 257V256H166ZM258 258V259H257ZM126 259H128V260H126ZM163 259V260H162ZM164 259H165V261H164ZM130 260V261H129ZM175 260V259H174ZM161 261V262H160ZM177 260H175V262H176ZM173 262V263H172ZM173 260L172 261H170V263L171 264H174L175 263ZM254 262V263H253ZM260 262V263H259ZM263 262V263H262ZM176 264V263H175Z\"/></svg>",
    "mask_w": 264,
    "mask_h": 264
}]
</instances>
